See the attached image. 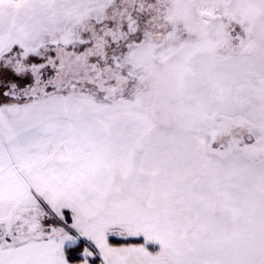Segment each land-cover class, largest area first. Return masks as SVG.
Masks as SVG:
<instances>
[{
    "label": "snow or ice",
    "instance_id": "obj_1",
    "mask_svg": "<svg viewBox=\"0 0 264 264\" xmlns=\"http://www.w3.org/2000/svg\"><path fill=\"white\" fill-rule=\"evenodd\" d=\"M0 264H264V0H0Z\"/></svg>",
    "mask_w": 264,
    "mask_h": 264
}]
</instances>
